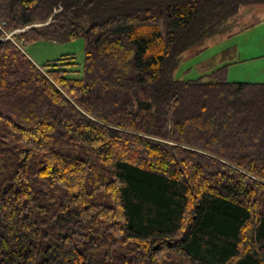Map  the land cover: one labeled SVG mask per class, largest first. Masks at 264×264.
<instances>
[{
	"label": "trees",
	"instance_id": "16d2710c",
	"mask_svg": "<svg viewBox=\"0 0 264 264\" xmlns=\"http://www.w3.org/2000/svg\"><path fill=\"white\" fill-rule=\"evenodd\" d=\"M251 3L0 0V264H264V81L173 76Z\"/></svg>",
	"mask_w": 264,
	"mask_h": 264
},
{
	"label": "rangeland",
	"instance_id": "374dc122",
	"mask_svg": "<svg viewBox=\"0 0 264 264\" xmlns=\"http://www.w3.org/2000/svg\"><path fill=\"white\" fill-rule=\"evenodd\" d=\"M231 20L234 26L228 32L207 38L198 50V46H193L184 52L173 70V76L194 79L203 75L202 78L207 80V72L225 63L226 79L229 81H264V3L242 5ZM40 24L42 23L33 25ZM30 26L26 25L15 32ZM19 43L37 63L67 53L74 54L80 65L85 61V47L81 36L74 39L39 38ZM224 51L229 53L220 59V54ZM142 100L144 101V97Z\"/></svg>",
	"mask_w": 264,
	"mask_h": 264
},
{
	"label": "water",
	"instance_id": "95a60500",
	"mask_svg": "<svg viewBox=\"0 0 264 264\" xmlns=\"http://www.w3.org/2000/svg\"><path fill=\"white\" fill-rule=\"evenodd\" d=\"M141 105H142V106H146V105H148V104H147V102H145V101L142 100V101H141Z\"/></svg>",
	"mask_w": 264,
	"mask_h": 264
}]
</instances>
